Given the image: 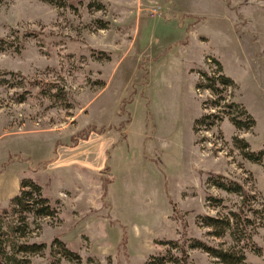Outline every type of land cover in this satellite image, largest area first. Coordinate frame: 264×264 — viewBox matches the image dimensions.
Returning a JSON list of instances; mask_svg holds the SVG:
<instances>
[{"label": "rangeland", "instance_id": "obj_1", "mask_svg": "<svg viewBox=\"0 0 264 264\" xmlns=\"http://www.w3.org/2000/svg\"><path fill=\"white\" fill-rule=\"evenodd\" d=\"M0 38V206L28 178L56 210L27 216L21 240L46 244L30 264H145L167 241L229 245L200 221L224 211L211 196L225 210L241 200L212 173L245 185L264 210V159L235 142L264 150V0H0ZM205 72L234 84L222 98L199 89ZM231 102L251 129L234 125ZM212 113L215 125L196 124ZM92 126L112 128L73 142ZM57 239L80 260L53 256ZM255 240L263 251L243 264H264V223ZM188 250L193 264H224Z\"/></svg>", "mask_w": 264, "mask_h": 264}, {"label": "trees", "instance_id": "obj_2", "mask_svg": "<svg viewBox=\"0 0 264 264\" xmlns=\"http://www.w3.org/2000/svg\"><path fill=\"white\" fill-rule=\"evenodd\" d=\"M6 43H9L7 39L0 38V49L6 48ZM218 64L219 68H221L220 63ZM203 76L205 83L200 82L197 87L199 89H210L221 98L224 87L234 84V80L225 74L216 77L205 72ZM227 108H233L237 113L236 116L232 117L233 123L237 128L248 130L255 125L254 118L240 104L231 102L227 105ZM219 119V114H207L198 119L196 124L213 126ZM125 124V122H121L120 128H123ZM110 127L112 128V126L87 127L84 131L73 135L72 140L77 143L80 137L88 138L92 131L103 132ZM235 142L237 147L243 150L246 158L256 163L263 161L264 150H250V143L244 138H236ZM46 162L48 163V161L44 163ZM2 170L0 169V172ZM211 176L213 185L229 193L238 194L241 200L236 207L225 210L224 199L211 196L210 200L214 202V206L222 207L224 211L217 215H201L200 221L205 227L210 228L208 234L215 238H228L231 243L226 245L227 241H224L219 245H214L199 238L187 239L183 243L167 241L166 243L169 247L166 252L159 256H153L145 264H193L188 250L189 247L203 249L224 264H243L246 261L248 251L261 255L263 250L255 240V234L262 223H264V210L257 208L253 204L256 199L255 194L250 192L245 185L228 176L215 173H212ZM11 203V208L0 206V220L9 212H13V210L19 213L20 217L17 220H10L6 223L7 231L0 224V264H30L31 255L43 252L46 244L29 243L27 240H21V238L28 235L29 222L27 216L30 214L43 217L55 216L56 210L49 197L44 195L42 186L35 180L28 178L21 180L20 191L11 198ZM57 240L52 244L53 256H56L54 255V250L61 249L62 255L67 259H79L78 255L68 248L64 241Z\"/></svg>", "mask_w": 264, "mask_h": 264}, {"label": "crops", "instance_id": "obj_3", "mask_svg": "<svg viewBox=\"0 0 264 264\" xmlns=\"http://www.w3.org/2000/svg\"><path fill=\"white\" fill-rule=\"evenodd\" d=\"M19 183H20V181H18V180L15 181V185H14L15 189L14 190L16 191V193L14 195H16L19 191V189L17 188V185H19Z\"/></svg>", "mask_w": 264, "mask_h": 264}]
</instances>
